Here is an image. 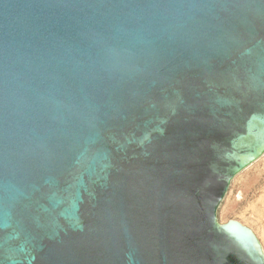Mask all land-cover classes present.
<instances>
[{
	"label": "water",
	"instance_id": "1",
	"mask_svg": "<svg viewBox=\"0 0 264 264\" xmlns=\"http://www.w3.org/2000/svg\"><path fill=\"white\" fill-rule=\"evenodd\" d=\"M263 155L264 0H0V264H264Z\"/></svg>",
	"mask_w": 264,
	"mask_h": 264
},
{
	"label": "rangeland",
	"instance_id": "2",
	"mask_svg": "<svg viewBox=\"0 0 264 264\" xmlns=\"http://www.w3.org/2000/svg\"><path fill=\"white\" fill-rule=\"evenodd\" d=\"M217 220L221 225L234 221L249 229L264 255V155L231 181Z\"/></svg>",
	"mask_w": 264,
	"mask_h": 264
}]
</instances>
